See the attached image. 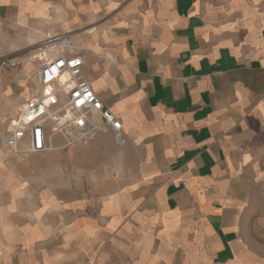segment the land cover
I'll return each mask as SVG.
<instances>
[{
	"label": "crops",
	"instance_id": "crops-1",
	"mask_svg": "<svg viewBox=\"0 0 264 264\" xmlns=\"http://www.w3.org/2000/svg\"><path fill=\"white\" fill-rule=\"evenodd\" d=\"M61 34L121 140L14 153ZM2 59L0 264H264V0H0Z\"/></svg>",
	"mask_w": 264,
	"mask_h": 264
},
{
	"label": "built area",
	"instance_id": "built-area-1",
	"mask_svg": "<svg viewBox=\"0 0 264 264\" xmlns=\"http://www.w3.org/2000/svg\"><path fill=\"white\" fill-rule=\"evenodd\" d=\"M65 34L49 37L37 48L39 89L12 118L4 142L14 153H43L88 143L103 129L121 140L122 120L94 90L83 75V57L71 52ZM10 64V60H2ZM14 65V63H13ZM61 138L62 143L56 142ZM26 143V148L22 144Z\"/></svg>",
	"mask_w": 264,
	"mask_h": 264
},
{
	"label": "rangeland",
	"instance_id": "rangeland-1",
	"mask_svg": "<svg viewBox=\"0 0 264 264\" xmlns=\"http://www.w3.org/2000/svg\"><path fill=\"white\" fill-rule=\"evenodd\" d=\"M38 50V49H37ZM37 50L34 52V54L37 52ZM34 56V55H33ZM2 60H4V59H2ZM2 60L0 61V64L1 65H4V64H2L1 62H2ZM34 63H36V65L38 66V63L35 61ZM33 64V63H32ZM5 65H7V64H5ZM9 65V64H8ZM33 66V65H32ZM33 70L31 71V73H30V75H29V78H30V80H32V83H30V85H29V87H30V92H31V95L27 98V99H29L33 94V92L34 93H36L38 90H37V86H38V84L36 85V83H35V81H34V78H36V80H37V69L36 68H32ZM34 82V83H33ZM37 83H38V81H37ZM27 99L25 100V101H27ZM15 113V112H14ZM19 114V113H18ZM17 113H15L14 114V116H17L18 115ZM12 118H14V117H10V119H9V123L11 124V120H12ZM65 149L66 148H63V149H61V150H64L65 151ZM43 153H45V152H43ZM40 155L42 154V153H39ZM65 162L66 161H64V159H62L61 161H59V164H61L62 165V168L60 167L59 169H60V172H59V180H64L65 179V166H64V164H65Z\"/></svg>",
	"mask_w": 264,
	"mask_h": 264
}]
</instances>
